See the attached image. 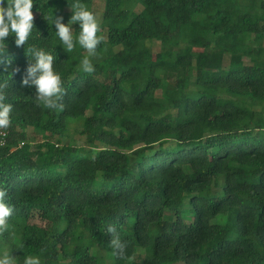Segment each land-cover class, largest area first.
Here are the masks:
<instances>
[{
    "label": "trees",
    "instance_id": "obj_1",
    "mask_svg": "<svg viewBox=\"0 0 264 264\" xmlns=\"http://www.w3.org/2000/svg\"><path fill=\"white\" fill-rule=\"evenodd\" d=\"M73 2L34 0L29 41L6 40L20 71L0 74L13 105L0 188L15 208L0 258L264 264V0H81L103 37L92 74L87 51L66 52L51 23H67ZM29 46L56 56L63 111L21 86ZM72 122L86 146L65 142ZM109 225L127 242L123 259Z\"/></svg>",
    "mask_w": 264,
    "mask_h": 264
},
{
    "label": "clouds",
    "instance_id": "obj_2",
    "mask_svg": "<svg viewBox=\"0 0 264 264\" xmlns=\"http://www.w3.org/2000/svg\"><path fill=\"white\" fill-rule=\"evenodd\" d=\"M34 0H0V74H6L11 79L20 69L13 67L14 56L8 51L6 43L10 35H14V44L17 48L24 47L29 41L35 26V15L33 12ZM72 12L67 24L63 22L62 15L54 16L51 20L55 26V34L59 37L60 44L68 53L72 52L77 45L88 52V56L81 61L82 69L88 74L95 72V67L90 57H95L97 49L103 41L102 36H98L100 26L94 14L87 9L81 0H74L69 4ZM79 24V33L74 36L72 25ZM27 52L30 54L27 67L21 80L22 87H34V100L36 105L43 106L50 110L63 111L64 105L61 103L67 94L63 87L61 75L56 71L54 62L56 56L29 46ZM9 80L0 83V130H6L11 126V114L13 105L5 103ZM8 191L0 188V234L9 229V219L12 217L15 208L7 203ZM107 232L111 234L110 246L113 255L123 259L126 257L127 242L120 239L117 229L113 225L107 227ZM43 251V250H42ZM13 256L5 253L0 258V264H12ZM24 264H41L39 257L26 256Z\"/></svg>",
    "mask_w": 264,
    "mask_h": 264
},
{
    "label": "rangeland",
    "instance_id": "obj_3",
    "mask_svg": "<svg viewBox=\"0 0 264 264\" xmlns=\"http://www.w3.org/2000/svg\"><path fill=\"white\" fill-rule=\"evenodd\" d=\"M64 23L67 24L66 22H64ZM159 41H160V39L157 38L156 42H155L156 45L154 46V49H158ZM106 48H108V47H106ZM177 96L178 95H176V94L172 95V97H177ZM256 109L259 110L260 108L256 107ZM173 112H175V110H173ZM262 120H263L262 115L259 114V115L256 116L257 125L262 127V128H264V121L262 122ZM79 131H80V127L76 126L75 123L72 122L70 127L65 132V136H66V138H64L65 142L66 143H72L75 146H86V138H85V136L81 135ZM28 136H29L28 140H31V139L34 140L35 136H34V132H33L32 128H28ZM38 139H40V137L36 138V140H38ZM53 140L54 141H58V140H61V138H60V136H56V137H54ZM35 221L41 223V221L38 220V219H36Z\"/></svg>",
    "mask_w": 264,
    "mask_h": 264
},
{
    "label": "built area",
    "instance_id": "obj_4",
    "mask_svg": "<svg viewBox=\"0 0 264 264\" xmlns=\"http://www.w3.org/2000/svg\"><path fill=\"white\" fill-rule=\"evenodd\" d=\"M8 144V132L0 130V146H6ZM23 143H21L22 146Z\"/></svg>",
    "mask_w": 264,
    "mask_h": 264
}]
</instances>
